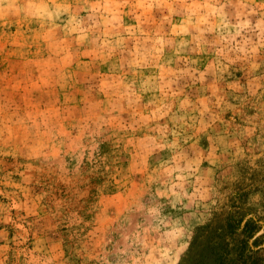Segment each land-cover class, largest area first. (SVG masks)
<instances>
[{
  "label": "clouds",
  "instance_id": "1",
  "mask_svg": "<svg viewBox=\"0 0 264 264\" xmlns=\"http://www.w3.org/2000/svg\"><path fill=\"white\" fill-rule=\"evenodd\" d=\"M264 213V0H0V264H184Z\"/></svg>",
  "mask_w": 264,
  "mask_h": 264
},
{
  "label": "trees",
  "instance_id": "2",
  "mask_svg": "<svg viewBox=\"0 0 264 264\" xmlns=\"http://www.w3.org/2000/svg\"><path fill=\"white\" fill-rule=\"evenodd\" d=\"M257 218L248 212L231 210L214 229L210 240V256L193 264H264V256L259 252L261 233ZM210 260V261H206Z\"/></svg>",
  "mask_w": 264,
  "mask_h": 264
},
{
  "label": "rangeland",
  "instance_id": "3",
  "mask_svg": "<svg viewBox=\"0 0 264 264\" xmlns=\"http://www.w3.org/2000/svg\"><path fill=\"white\" fill-rule=\"evenodd\" d=\"M239 211L248 212L249 215H253V217L259 219L258 220V226L259 231L257 233H261V248H263L261 251H259L264 256V213H259L258 216L254 213H250L243 207H239ZM225 217H217L214 224H209L205 226L204 228L197 230V236L193 241L190 255L188 256L187 260L184 262V264H193L196 261H201L203 258V261L205 260V257H211L210 256V240L213 237L214 229L223 221ZM210 261V260H206Z\"/></svg>",
  "mask_w": 264,
  "mask_h": 264
}]
</instances>
